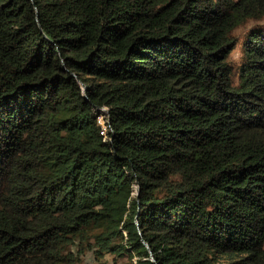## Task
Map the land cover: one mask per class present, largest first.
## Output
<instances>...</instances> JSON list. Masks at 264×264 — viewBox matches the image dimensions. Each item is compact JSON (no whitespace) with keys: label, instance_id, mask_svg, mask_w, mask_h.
I'll use <instances>...</instances> for the list:
<instances>
[{"label":"trees","instance_id":"1","mask_svg":"<svg viewBox=\"0 0 264 264\" xmlns=\"http://www.w3.org/2000/svg\"><path fill=\"white\" fill-rule=\"evenodd\" d=\"M262 16L0 0V264H264Z\"/></svg>","mask_w":264,"mask_h":264},{"label":"rangeland","instance_id":"2","mask_svg":"<svg viewBox=\"0 0 264 264\" xmlns=\"http://www.w3.org/2000/svg\"><path fill=\"white\" fill-rule=\"evenodd\" d=\"M264 22V16L257 18L256 20L250 19L242 23L241 27H237L235 30H238V36L240 37L241 32L251 25H256ZM240 53L239 43L234 45L233 49L230 52V60L235 61ZM99 122H102L101 118H98ZM135 187V186H134ZM135 189V188H134ZM133 258L130 260L125 257H116L113 258L111 254L105 253L104 255L95 258L89 251H86L79 260L78 264H134Z\"/></svg>","mask_w":264,"mask_h":264},{"label":"clouds","instance_id":"3","mask_svg":"<svg viewBox=\"0 0 264 264\" xmlns=\"http://www.w3.org/2000/svg\"><path fill=\"white\" fill-rule=\"evenodd\" d=\"M102 108H104V109H102ZM99 110L100 111H105V107L104 106H101L100 108H99ZM98 118H101V116H97ZM98 118H97V122L100 124V126H101V130H103V132H101V133H104V129H105V126H104V124H103V121L102 122H99L98 121ZM102 119V118H101ZM103 126V127H102ZM103 128V129H102ZM135 192V191H134Z\"/></svg>","mask_w":264,"mask_h":264},{"label":"water","instance_id":"4","mask_svg":"<svg viewBox=\"0 0 264 264\" xmlns=\"http://www.w3.org/2000/svg\"><path fill=\"white\" fill-rule=\"evenodd\" d=\"M82 87H83V85H81ZM102 109H104V108H102ZM135 193V195H136V192H134ZM145 245H146V243L145 242H143Z\"/></svg>","mask_w":264,"mask_h":264}]
</instances>
